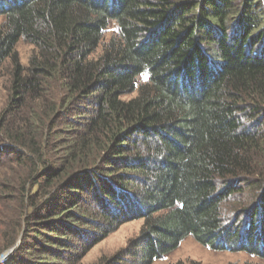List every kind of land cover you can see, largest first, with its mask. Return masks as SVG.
<instances>
[{
	"label": "trees",
	"instance_id": "16d2710c",
	"mask_svg": "<svg viewBox=\"0 0 264 264\" xmlns=\"http://www.w3.org/2000/svg\"><path fill=\"white\" fill-rule=\"evenodd\" d=\"M0 17L6 264H77L135 220L103 264L189 237L264 261V0H0Z\"/></svg>",
	"mask_w": 264,
	"mask_h": 264
},
{
	"label": "rangeland",
	"instance_id": "374dc122",
	"mask_svg": "<svg viewBox=\"0 0 264 264\" xmlns=\"http://www.w3.org/2000/svg\"><path fill=\"white\" fill-rule=\"evenodd\" d=\"M3 22V18L0 17V25ZM113 28L115 29L116 26ZM108 32L113 31L111 29ZM108 32L107 37L109 38L110 33ZM34 49L33 45L25 41L20 42L18 45L17 51L24 66L29 64ZM11 81L12 66L8 62L0 69V112L9 103ZM95 220L99 221V218ZM142 226L143 220H135L123 224L119 229L94 246L77 264H103V261L105 262L115 257L129 245L131 240L139 235ZM11 250L13 248L3 251L0 253V257L6 254L10 258L8 252L10 253ZM179 262L184 264H264V261L246 252L214 251L197 243L192 237L184 240L174 253L155 261L154 264H178Z\"/></svg>",
	"mask_w": 264,
	"mask_h": 264
},
{
	"label": "water",
	"instance_id": "95a60500",
	"mask_svg": "<svg viewBox=\"0 0 264 264\" xmlns=\"http://www.w3.org/2000/svg\"><path fill=\"white\" fill-rule=\"evenodd\" d=\"M20 242H21V237L19 238V240H18L16 246L13 248V250H11L12 252L11 251H10V253L8 252V254H10V256L14 253V251L16 250V247L19 246Z\"/></svg>",
	"mask_w": 264,
	"mask_h": 264
},
{
	"label": "built area",
	"instance_id": "2783aa9c",
	"mask_svg": "<svg viewBox=\"0 0 264 264\" xmlns=\"http://www.w3.org/2000/svg\"><path fill=\"white\" fill-rule=\"evenodd\" d=\"M4 256V255H3ZM3 256L0 257V264H4L7 262V260L9 259V257L7 258H3Z\"/></svg>",
	"mask_w": 264,
	"mask_h": 264
},
{
	"label": "bare ground",
	"instance_id": "6f19581e",
	"mask_svg": "<svg viewBox=\"0 0 264 264\" xmlns=\"http://www.w3.org/2000/svg\"><path fill=\"white\" fill-rule=\"evenodd\" d=\"M7 257H8V255H6V254L3 256V258H7Z\"/></svg>",
	"mask_w": 264,
	"mask_h": 264
}]
</instances>
